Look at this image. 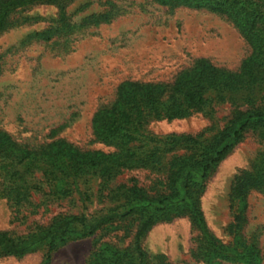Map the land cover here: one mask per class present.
<instances>
[{"label": "rangeland", "instance_id": "1", "mask_svg": "<svg viewBox=\"0 0 264 264\" xmlns=\"http://www.w3.org/2000/svg\"><path fill=\"white\" fill-rule=\"evenodd\" d=\"M250 53L226 17L171 8L156 0H61L21 8L0 32V131L28 148L61 140L81 151L110 153L113 147L95 141L92 119L114 102L119 85H171L198 61L237 72ZM244 95L226 93L219 100L217 93L209 92L203 112L171 121L147 116L142 128H131L132 133L141 142L187 135L208 142L228 124L234 110L247 109ZM263 154L264 141L248 132L210 174L200 198L214 238L230 248L255 245L261 264L264 190L250 189L241 204L232 191L236 179L251 173ZM1 173L0 232L15 238L43 230L59 216L83 215L93 221L117 206L106 197L107 190L102 191L98 177L80 186L89 200L77 193L60 200L44 187L45 193L34 194L27 205L15 206L2 192ZM163 183L162 170L139 169L123 172L108 187L136 184L155 194ZM244 206V221L236 228L234 217ZM138 224V217L108 224L94 236L51 253L48 261L47 247L40 246L21 258L0 259V264H87L106 245L129 246ZM196 238L188 219L179 218L156 224L141 247L153 264H202L194 256Z\"/></svg>", "mask_w": 264, "mask_h": 264}, {"label": "trees", "instance_id": "2", "mask_svg": "<svg viewBox=\"0 0 264 264\" xmlns=\"http://www.w3.org/2000/svg\"><path fill=\"white\" fill-rule=\"evenodd\" d=\"M61 0H0V32L9 16L18 9ZM171 8L206 10L226 17L251 49L237 72L214 67L206 61L178 75L171 85L124 82L117 88L114 102L98 110L92 119L95 141L114 151H81L61 140L37 148L17 143L0 131V170L2 192L15 206H24L34 194L45 193L64 199L82 193L87 178L98 177L106 197L116 203L100 218L89 221L83 215L55 218L43 230L22 238L0 232V259L21 258L40 246L48 255L70 243L90 238L104 226L138 217L139 224L126 248L106 245L93 253L87 264H153L141 247L148 232L159 223L187 218L197 233L194 256L202 264H261L255 245L240 249L222 245L209 231L200 207V198L211 173L225 160L248 132L264 141V0H156ZM44 37V36H43ZM209 92L240 95L247 99V109L234 110L228 124L211 140L193 136L139 141L132 133L142 128L145 118L168 121L203 112ZM243 94H240L242 93ZM232 99V96H229ZM140 142L141 145L136 146ZM181 151L182 154L177 152ZM162 170V188L149 194L136 184L109 189L118 176L132 170ZM40 173V176H37ZM250 189L264 190V154L251 173L236 179L232 196L244 203ZM243 209L234 217L236 228L244 221Z\"/></svg>", "mask_w": 264, "mask_h": 264}]
</instances>
